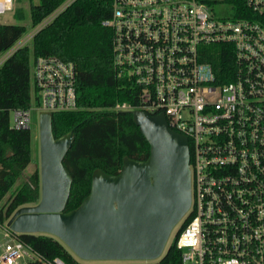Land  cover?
Here are the masks:
<instances>
[{
	"label": "built area",
	"instance_id": "obj_1",
	"mask_svg": "<svg viewBox=\"0 0 264 264\" xmlns=\"http://www.w3.org/2000/svg\"><path fill=\"white\" fill-rule=\"evenodd\" d=\"M208 2L113 0L112 16L104 21L113 31V66L120 76L132 75L140 92L136 105L117 102L110 109L163 112L189 139L192 202L174 234L192 216L177 238L180 259L169 264H264V26L217 16ZM244 2L264 12V0ZM13 3L0 0V14ZM222 43L233 46L236 60L234 78L226 82L217 80L205 60L206 46ZM2 56L0 65L8 58ZM76 79L74 62L55 55L34 58L32 105L12 109L10 127L32 129L35 111L78 109ZM8 220L0 222V264H73L40 252ZM163 254L112 263L76 255V264H166Z\"/></svg>",
	"mask_w": 264,
	"mask_h": 264
},
{
	"label": "trees",
	"instance_id": "obj_2",
	"mask_svg": "<svg viewBox=\"0 0 264 264\" xmlns=\"http://www.w3.org/2000/svg\"><path fill=\"white\" fill-rule=\"evenodd\" d=\"M68 0H31L33 27L67 3ZM223 18H249L264 26V12L249 9L244 0H222ZM67 5V4H66ZM113 13V0H74L42 27L28 42L0 65V203L32 161V129L10 127L11 110L29 108L33 101L31 66L38 56L55 55L72 61L77 71L79 108L53 113V132L60 137L74 130L75 137L63 163L73 176L65 210L78 207L90 193L92 174L101 168L119 173L124 156L147 159L150 145L135 124L130 111L110 109L117 102H139L140 87L132 75L120 76L113 66V31L104 24ZM23 19V9L16 12ZM25 24L0 23V56L9 51L27 33ZM205 60L212 63L219 82L234 78L236 60L230 44H209ZM36 105L39 97L36 94ZM40 170L0 206V222L7 221L21 206L40 198ZM190 213L164 250L161 262L177 263L180 250L177 238ZM20 237L48 257L60 256L76 264L78 257L59 238L46 233H22Z\"/></svg>",
	"mask_w": 264,
	"mask_h": 264
},
{
	"label": "water",
	"instance_id": "obj_3",
	"mask_svg": "<svg viewBox=\"0 0 264 264\" xmlns=\"http://www.w3.org/2000/svg\"><path fill=\"white\" fill-rule=\"evenodd\" d=\"M150 145L147 159L124 156L119 173L92 174L90 193L65 210L73 176L63 160L75 131L53 132V113L38 115L40 198L19 207L8 225L20 233H46L83 260H138L161 256L192 202L188 137L172 128L165 113L131 111Z\"/></svg>",
	"mask_w": 264,
	"mask_h": 264
},
{
	"label": "rangeland",
	"instance_id": "obj_4",
	"mask_svg": "<svg viewBox=\"0 0 264 264\" xmlns=\"http://www.w3.org/2000/svg\"><path fill=\"white\" fill-rule=\"evenodd\" d=\"M34 1H36V0H34ZM30 2H31V0H14L12 10H9V11H6V12L0 14V23L25 24L27 26V29H28L27 33H25L9 51H7L3 54L5 56H8L10 53H13L19 47H21V46H19L18 48H16V46L20 45V43H22L24 41V39H26L30 33L35 32L37 29L36 27H33L31 24ZM208 5L210 7V10L215 11L217 16H224L225 15L227 9H226V6L224 5V1H222V0H209ZM18 8L23 9V14H24L23 19H18L16 17V12H17ZM61 8H62V6L59 9H57L56 11L60 10ZM36 33H34V35ZM33 36L29 40L27 39L28 44L32 42ZM3 57L4 56H0V60ZM38 115H39V113L36 111L33 114L32 161L27 166V168L23 171L22 175L17 179L13 188L5 196L4 200L0 203V206H2L4 204V202L24 184V182L28 179V177L32 173H34L37 169L40 170V140H39ZM32 204H34V203H32ZM26 205H28V204H26ZM174 231H175V229L173 230L170 239L172 238ZM170 239H169V241H170ZM169 241H168V243H169ZM168 243H167V245H168ZM114 261L115 260H103V261L97 260L96 262L112 263ZM124 261H126V260H124Z\"/></svg>",
	"mask_w": 264,
	"mask_h": 264
}]
</instances>
